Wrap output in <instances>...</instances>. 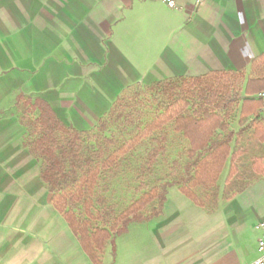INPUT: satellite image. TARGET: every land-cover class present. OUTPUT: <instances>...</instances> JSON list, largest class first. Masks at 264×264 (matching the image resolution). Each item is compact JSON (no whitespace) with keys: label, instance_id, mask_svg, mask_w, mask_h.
Listing matches in <instances>:
<instances>
[{"label":"crops","instance_id":"crops-1","mask_svg":"<svg viewBox=\"0 0 264 264\" xmlns=\"http://www.w3.org/2000/svg\"><path fill=\"white\" fill-rule=\"evenodd\" d=\"M262 56L264 0H0V264H93L23 145L20 94L90 129L131 84L250 75ZM257 184L214 211L169 187L163 213L131 223L103 264H251L264 215Z\"/></svg>","mask_w":264,"mask_h":264},{"label":"trees","instance_id":"trees-1","mask_svg":"<svg viewBox=\"0 0 264 264\" xmlns=\"http://www.w3.org/2000/svg\"><path fill=\"white\" fill-rule=\"evenodd\" d=\"M244 82L243 72L220 70L137 82L118 95L94 127L83 130L63 122L43 98L18 96L25 112L20 122L27 128L23 145L39 161L53 207L93 264H103L107 244L115 245L131 223L162 214L171 186L214 211L221 199L229 200L264 179L263 158L243 171L236 162L241 154L236 144L250 117L255 136L264 142L263 103L252 97L264 91V73L248 78L243 87ZM236 89L246 95L238 131L228 118ZM167 126L187 141L186 159H175L170 177L149 186L147 179L168 150ZM229 161L221 192L218 180ZM131 190L134 194L126 202Z\"/></svg>","mask_w":264,"mask_h":264},{"label":"rangeland","instance_id":"rangeland-1","mask_svg":"<svg viewBox=\"0 0 264 264\" xmlns=\"http://www.w3.org/2000/svg\"><path fill=\"white\" fill-rule=\"evenodd\" d=\"M262 73H264V66H259L256 69H254V71L250 75H247L244 73V80L246 82V80L249 77H252V76L255 77V76L262 74ZM245 82L242 85L243 87L246 84ZM194 95H193V103L196 101ZM244 97H245L244 93L242 92L239 94L238 90L236 89L231 94V98H230V105H229L230 116L228 118H229L231 127L233 129H235L236 131H238L241 127L240 126L241 116H240L239 110H240L241 101ZM17 109H18L19 116L23 115V113H25V112H23L24 108H22V106L17 108ZM28 116L33 118L36 116V114L35 113H29ZM252 119H253L252 117L249 118L245 130L243 131L242 134H240L238 143L236 144L238 151H240V153H241L236 160V162L239 166V169L241 171L247 169L254 159H256V158H263L264 159V142L259 141L258 138L255 136L254 124H253ZM166 133L168 134V137H169L168 150H167L166 154L161 158V161L159 162L158 166L156 167V170L153 173V175L147 179L148 185L160 183V181L162 179H166V178L168 179L172 173V170H173L172 162L175 159H178L180 161H184V159H186L185 158V155H186L185 149L187 146V141L182 137V135L180 133L174 132L171 126L166 127ZM233 146H235L234 143H233ZM229 169H230V161L227 163L223 173L221 174V176L219 177V180H218V183H219L220 188H221V192H223V189L225 186V181H226L227 175L229 173ZM261 181H264V179L262 178L260 180H257L252 185L256 184L257 189L260 190V189H262V185L257 184V183H259ZM126 188H127V186H126ZM133 194L134 193L131 190V192H129V195L127 197L126 202L130 201ZM120 195L122 197V194H118V197ZM125 199L120 198V200H125ZM252 200L254 201V203L256 205V211L258 213H264V195L260 196V197H252Z\"/></svg>","mask_w":264,"mask_h":264},{"label":"built area","instance_id":"built-area-1","mask_svg":"<svg viewBox=\"0 0 264 264\" xmlns=\"http://www.w3.org/2000/svg\"><path fill=\"white\" fill-rule=\"evenodd\" d=\"M170 8H178L180 0H165ZM203 0H197L201 2ZM255 98L260 99L263 103L260 110V115L264 118V91H261L255 95ZM257 229L260 231V236L258 238V257L251 264H264V215L261 217L257 224Z\"/></svg>","mask_w":264,"mask_h":264}]
</instances>
